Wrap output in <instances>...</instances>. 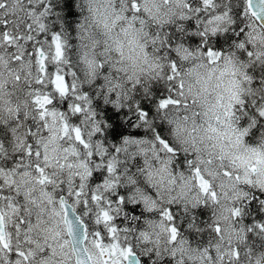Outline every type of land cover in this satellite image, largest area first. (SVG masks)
I'll use <instances>...</instances> for the list:
<instances>
[{"label": "clouds", "instance_id": "obj_1", "mask_svg": "<svg viewBox=\"0 0 264 264\" xmlns=\"http://www.w3.org/2000/svg\"><path fill=\"white\" fill-rule=\"evenodd\" d=\"M68 3L0 0V264H264V0Z\"/></svg>", "mask_w": 264, "mask_h": 264}, {"label": "trees", "instance_id": "obj_2", "mask_svg": "<svg viewBox=\"0 0 264 264\" xmlns=\"http://www.w3.org/2000/svg\"><path fill=\"white\" fill-rule=\"evenodd\" d=\"M67 6L69 7V9L71 8V0H69V3H68ZM69 15H74V13H72L70 11L69 12ZM107 112L110 113V115L108 116V118L110 120H113L115 122L114 123V130L112 132L113 139H118L120 135H123V134H126L127 133V129L124 128L123 125L119 122V114L112 113L111 112V109H108ZM132 134L133 135H141L142 133H140L139 131H137V132H133ZM134 209H132L133 212H135ZM145 261H144V264H147V263H145Z\"/></svg>", "mask_w": 264, "mask_h": 264}, {"label": "rangeland", "instance_id": "obj_3", "mask_svg": "<svg viewBox=\"0 0 264 264\" xmlns=\"http://www.w3.org/2000/svg\"><path fill=\"white\" fill-rule=\"evenodd\" d=\"M99 174H97V179H99ZM134 209V208H133ZM132 210V209H131ZM136 211V209H134ZM145 263H147V260L145 261Z\"/></svg>", "mask_w": 264, "mask_h": 264}]
</instances>
